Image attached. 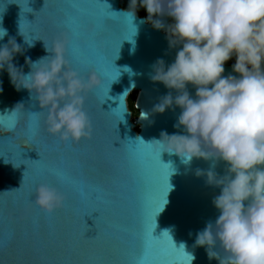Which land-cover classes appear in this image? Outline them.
Segmentation results:
<instances>
[{
  "label": "clouds",
  "instance_id": "clouds-1",
  "mask_svg": "<svg viewBox=\"0 0 264 264\" xmlns=\"http://www.w3.org/2000/svg\"><path fill=\"white\" fill-rule=\"evenodd\" d=\"M138 6L147 12L144 22L165 31L170 49L180 45L171 64L155 61L150 78L169 90L152 112L179 108L173 127L183 134L162 131L152 143L185 164L203 159L227 166L223 176L211 169L194 172L220 191L212 200L219 215L196 233L193 247L204 248L218 264H264V0H128L122 13L132 18ZM164 17L173 23L165 24ZM30 33L26 36L20 26L24 43L32 47ZM5 36L7 30L0 27V40ZM69 44V36L62 34L44 43L49 55L35 62L25 56L30 68L25 75L13 60L26 49L9 37L0 46V72H7L16 91L35 94L47 135L76 144L92 137L85 102L103 82L95 70L82 76L71 67ZM233 57L232 72L238 75L225 76L224 64ZM18 108L23 105L11 113ZM139 118L147 117L140 112ZM32 196V206L49 216L66 202L63 192L47 182L37 184ZM186 255L190 264L195 257Z\"/></svg>",
  "mask_w": 264,
  "mask_h": 264
},
{
  "label": "water",
  "instance_id": "water-1",
  "mask_svg": "<svg viewBox=\"0 0 264 264\" xmlns=\"http://www.w3.org/2000/svg\"><path fill=\"white\" fill-rule=\"evenodd\" d=\"M79 0H0V27L7 30V36L0 40V46L7 44L9 37L14 38L16 43L23 49H26L24 55L14 57L13 63L17 68H22L23 73L27 75L30 68L25 64V56L35 62L39 58L49 55L45 51L44 43L50 44L54 40L53 30L50 28L47 17L44 18V27L35 31L32 37L33 46L29 47L24 43L23 36L19 34L21 26L22 32L27 36L28 32H33L32 26L29 24L35 20L34 13L39 12L46 5L63 4L64 11L58 12L55 17V34L70 35L69 27L73 21L80 24V31L83 34L78 40L82 51V59L88 64L91 70H95L102 79V86L93 93L89 94L85 102V110L92 116L97 131L101 134L109 132L112 118H118L123 113V121H118L116 125L117 138L119 140H127L128 144L134 149L133 159L137 161L136 165L127 153H122L120 164L126 180H131L138 173L141 186L143 188V199L146 209V220H150L158 206L162 203V191L164 185L160 183V165L156 159L157 145L153 144V140H159L160 133L166 132L171 134H183L182 129L174 128L177 117L180 114L179 108L166 110L163 114L153 113L152 109L159 99L168 93V89L163 84L151 81L152 66L157 59H162L165 66L171 64L179 50L180 45L176 48H169L166 33L162 30H155L145 21V16L129 17L122 12L120 4L121 0H100L101 4H107L109 11L119 14L116 19L106 21L104 33L106 34L111 28L118 25L120 20L123 24L131 23L134 32L126 33L130 35V39H124L120 42V47L115 53L119 45L118 37L109 41L110 51L104 56L96 50V46L88 42L87 37L94 31L93 22L85 15L77 13L67 5ZM32 9L31 12H28ZM95 14H103L102 8H95ZM121 13V14H120ZM165 24H172L173 21L169 17L163 18ZM174 43L179 44L176 38ZM112 67L119 71V75L115 80H111L114 76ZM235 63V62H234ZM224 64V75L229 74L237 76L232 72V65ZM77 67L78 65H74ZM127 69V71H125ZM0 87L3 88L0 93V206H3L6 200H10L15 189H19L21 183V193L15 197L18 204L10 209L15 215L23 213V197L22 193L25 187H31L33 178V169L36 165L31 164L28 160L38 161L40 159L38 153L33 147L32 129L35 123H39L41 133L44 130L43 116L33 115L42 111L38 101L35 99L34 93H29L26 89L16 91L9 82L7 72H0ZM108 87V97L104 102L101 101ZM189 93L194 97L195 89L188 87ZM136 93L134 107L137 110L136 121L132 120V112L128 107V96ZM125 93H127L125 95ZM125 95V111L123 112V104L120 103L119 97ZM173 95L175 93L173 92ZM17 104L23 105L16 112L11 113ZM101 104V105H100ZM109 112V113H106ZM146 114V119H140L139 113ZM137 127V128H136ZM7 137V139H5ZM36 139L42 136L37 134ZM139 138L145 144L137 140ZM95 139V137H94ZM29 146L25 148V146ZM114 147H120L119 141L114 142ZM76 145L73 144V148ZM43 150V149H42ZM21 154V155H20ZM44 164L46 168L63 169V171L77 183H82L87 189L88 185H95L103 192L107 189V183L103 173L107 170L104 164L97 165L96 172L90 171L88 166L78 168L71 151L65 153V158L61 161L59 154L54 151L42 152ZM5 159L8 161L5 162ZM83 162V157L80 158ZM160 161L162 164L170 166L167 183L169 185L166 194L163 196L164 203L160 206V210L155 215L156 227L153 230V237L159 239L164 251L168 254L165 258L181 259L178 255V249L184 245V252L195 257L190 264H218V261L209 260L204 248H194V240L196 233L203 230L206 223L214 222L219 215L218 210L213 206L212 200L219 195V188L209 187L205 184L203 178H197L194 175L196 169L213 170L217 175H226V164L222 161L203 159H193L190 163L185 164L175 154H169L161 151ZM214 165V167H213ZM15 166V167H14ZM48 181L56 183L55 177H48ZM87 194V193H86ZM73 201H69V208L57 211L52 218L46 214L39 212L37 217V225L43 230L49 223L55 224L57 227L66 228L67 222L72 219L73 213L71 206ZM28 215H32L29 211ZM98 213H93V217ZM32 217L29 216L25 221V227L30 228ZM82 228L87 230L94 229L93 220L85 218L82 221ZM122 227L128 228V224H122ZM134 234L128 237V246L125 255L119 260L105 259L103 264H133L137 260L144 248V242L139 235V226L133 230ZM167 231L172 239V243L177 250H173L171 244L162 236ZM86 237L95 235V231H89ZM5 239L2 224H0V242ZM217 251L219 249L217 248ZM222 256L223 253L220 252ZM0 264H16L11 258H5L2 250H0ZM42 264V262H35ZM71 264H91V262L83 259H73Z\"/></svg>",
  "mask_w": 264,
  "mask_h": 264
},
{
  "label": "snow or ice",
  "instance_id": "snow-or-ice-1",
  "mask_svg": "<svg viewBox=\"0 0 264 264\" xmlns=\"http://www.w3.org/2000/svg\"><path fill=\"white\" fill-rule=\"evenodd\" d=\"M65 7L63 4L49 6L44 3L43 8L34 13L35 20L29 23L33 33L44 27V18L47 17L49 26L54 33V39L59 37L55 34V17L58 12L64 11ZM67 7L87 16L93 22L94 31L87 37V40L90 44L95 45L96 50L104 56H107L110 51L109 41L111 39L122 37L119 39L116 53L120 47V42L124 39H130V35L125 34L135 31L131 27V23L123 24L119 20L118 25L105 34L106 21L118 18L119 14L109 11V6L101 4L100 0H79V2H74ZM97 7L103 9V14H95L93 10ZM31 11L32 9L28 12ZM69 32L70 44L67 59L74 70H78L82 76H86L91 69L82 59L83 49L78 43L83 35L80 31V24L73 21L69 27ZM114 58L115 54L111 56V67ZM74 65H78V69ZM112 69L115 74L111 80H115L119 71L113 67ZM108 90L107 87L104 98L100 100L101 104L108 97ZM125 95L119 97L120 103L123 104V112L125 111ZM33 115H40V113ZM89 117L93 127L92 137L76 143L75 148H73L72 143H60L57 138L47 135L45 130L41 133L39 123L34 124L32 129L33 147L40 159L38 161L28 160L31 164L34 163L36 167L33 169L31 187L24 186L22 193L23 213L17 216L10 211L18 204L15 197L21 193L22 183L19 189H15L11 199L6 200L4 205L0 206V224H2L5 234V239L0 242V250L3 251L5 258H11L16 264H35L37 261L42 262V264H71L74 258L80 259L82 257L91 264H103L105 259L119 260L125 255L128 237L134 234L133 230L138 225L144 248L140 257L133 264H188L190 257L184 252L183 246L178 249V255L181 259L165 258L168 254L160 243L161 238L157 239L152 235L156 227L155 215L164 203L163 196L169 187L167 179L170 166L161 163L160 153L162 150L157 146L155 154L160 165L159 182L164 185L162 203L159 204L155 215L150 220H146L143 188L139 175L135 172L131 180H126L120 164L122 153H127L135 165L137 163L133 159L134 149L128 144V141H120L119 136L117 138L116 125L118 121H123V113L118 118H112L111 130L103 134L97 131L92 116L89 115ZM37 134H40L42 138L36 139ZM137 140L145 144L139 138ZM116 141H119L120 147L113 146ZM45 151L58 153L61 161L64 160L65 153L71 151L78 168L88 166L89 170L93 172L98 170L97 165H106L107 170L103 176L107 183V189L103 194L101 189L95 185H88L86 189L82 183L72 180L62 168H46L42 156V152ZM81 157H83V162H81ZM5 162L8 161L5 159ZM49 176L55 177L56 183L48 181ZM44 182L52 184L63 192L66 197L64 209L69 208V201H75L71 206L73 217L67 222L66 228H60L49 223L45 229L41 230L37 225L40 210L38 209V212L37 208L32 206V193L37 184ZM29 211L32 215H28ZM93 213H98V215L93 217ZM29 216L32 217L30 228L25 227V221ZM47 217L52 218V215H47ZM86 217L93 220L94 229L88 227L85 230L80 226L82 221L85 222ZM122 224H128L129 227H122ZM93 230L95 235L86 237L85 234ZM161 237L171 244L173 250H177L169 233L164 232Z\"/></svg>",
  "mask_w": 264,
  "mask_h": 264
},
{
  "label": "trees",
  "instance_id": "trees-1",
  "mask_svg": "<svg viewBox=\"0 0 264 264\" xmlns=\"http://www.w3.org/2000/svg\"><path fill=\"white\" fill-rule=\"evenodd\" d=\"M122 5V3H121ZM235 62V57L231 58L229 61H227L226 63H233ZM134 94L135 92H132L129 96H128V107L129 109L131 110L132 112V117H133V120L136 121V115H137V110L136 108L134 107ZM137 128V127H136Z\"/></svg>",
  "mask_w": 264,
  "mask_h": 264
},
{
  "label": "flooded vegetation",
  "instance_id": "flooded-vegetation-1",
  "mask_svg": "<svg viewBox=\"0 0 264 264\" xmlns=\"http://www.w3.org/2000/svg\"><path fill=\"white\" fill-rule=\"evenodd\" d=\"M124 1H126V0H124ZM120 6H121L123 9H127V8H128V4H126V5H121V4H120ZM136 14H137L138 16H145V17H147V14H146L141 8H138V9H137ZM233 63H234V62H233ZM226 64H229V63H226ZM230 64H232V63H230Z\"/></svg>",
  "mask_w": 264,
  "mask_h": 264
},
{
  "label": "rangeland",
  "instance_id": "rangeland-1",
  "mask_svg": "<svg viewBox=\"0 0 264 264\" xmlns=\"http://www.w3.org/2000/svg\"><path fill=\"white\" fill-rule=\"evenodd\" d=\"M126 4H128V0L122 2V5H126ZM138 8H141L147 14V12L145 11L144 8L139 7V6H138Z\"/></svg>",
  "mask_w": 264,
  "mask_h": 264
},
{
  "label": "built area",
  "instance_id": "built-area-1",
  "mask_svg": "<svg viewBox=\"0 0 264 264\" xmlns=\"http://www.w3.org/2000/svg\"><path fill=\"white\" fill-rule=\"evenodd\" d=\"M124 0H121V3L123 2ZM132 120H133V117H132ZM134 121V120H133ZM135 122V121H134Z\"/></svg>",
  "mask_w": 264,
  "mask_h": 264
}]
</instances>
